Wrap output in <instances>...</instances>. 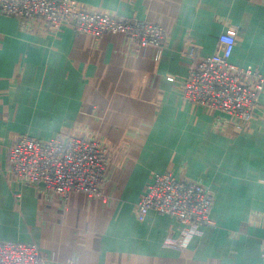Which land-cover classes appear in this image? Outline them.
<instances>
[{
	"label": "crops",
	"instance_id": "1",
	"mask_svg": "<svg viewBox=\"0 0 264 264\" xmlns=\"http://www.w3.org/2000/svg\"><path fill=\"white\" fill-rule=\"evenodd\" d=\"M163 27L160 49L0 13V242L37 245L47 264H264V88L248 121L184 97L192 51L235 28L232 62L264 75V0H77ZM21 135L82 136L108 150L96 194L26 184L9 151ZM214 194L211 223L137 204L158 173Z\"/></svg>",
	"mask_w": 264,
	"mask_h": 264
},
{
	"label": "built area",
	"instance_id": "2",
	"mask_svg": "<svg viewBox=\"0 0 264 264\" xmlns=\"http://www.w3.org/2000/svg\"><path fill=\"white\" fill-rule=\"evenodd\" d=\"M0 13L42 18L57 29L71 25L95 36L107 31L122 32L140 45H156L160 49L167 37L165 29L156 24L90 10L77 0H0ZM219 43L214 54L190 53L194 62L184 85V97L191 103L248 121L256 113L264 75L252 66L232 62L237 44L235 28L221 33ZM8 159L24 183H42L68 199L74 191L90 195L98 192L108 150L96 139L82 136L45 140L21 135L11 146ZM213 204V191L205 184L178 178L171 172L158 173L138 202L137 215L140 220L151 210L171 215L186 224L189 240L201 226L211 223ZM0 264H47V258L35 244L1 241Z\"/></svg>",
	"mask_w": 264,
	"mask_h": 264
}]
</instances>
